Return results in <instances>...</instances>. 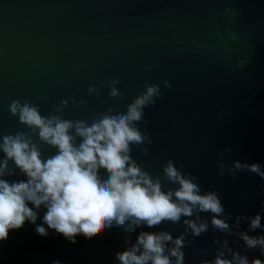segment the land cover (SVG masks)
Returning a JSON list of instances; mask_svg holds the SVG:
<instances>
[{
  "label": "water",
  "instance_id": "95a60500",
  "mask_svg": "<svg viewBox=\"0 0 264 264\" xmlns=\"http://www.w3.org/2000/svg\"><path fill=\"white\" fill-rule=\"evenodd\" d=\"M112 79L120 81L122 100L108 95L104 85ZM146 82L159 84L162 98L139 125L153 140L149 154L134 148V159L153 175L169 159L183 166L204 191L219 193L232 222L262 212L264 179L247 171L235 180L217 173L227 148L229 164L264 166V0H0V133L26 130L8 111L13 100H29L47 115L62 100L84 98L87 105L70 102L65 117L85 118L108 106L126 110ZM89 85L101 96L88 95ZM184 228L183 220L165 223L137 229L132 239L141 230L178 236ZM124 236L114 227L91 240L77 236L73 244L50 229L41 237L27 223L0 245V264H118ZM217 237L244 251L243 241L210 230L184 248L185 264L213 259ZM205 248L210 252L202 256ZM247 255L264 259L258 249Z\"/></svg>",
  "mask_w": 264,
  "mask_h": 264
},
{
  "label": "clouds",
  "instance_id": "9594fccd",
  "mask_svg": "<svg viewBox=\"0 0 264 264\" xmlns=\"http://www.w3.org/2000/svg\"><path fill=\"white\" fill-rule=\"evenodd\" d=\"M119 84V79H112L104 85L113 100L124 98ZM163 84L171 88L168 80ZM87 91L96 97L102 94L95 85ZM44 98L41 93L40 99ZM160 98V85L146 82L126 110L108 106L77 119L66 118L65 109L70 102L85 107L84 98L62 100L47 115L29 100L11 101L9 113L26 130L0 133V245L27 223L41 237H47L50 229L73 244L77 236L91 240L115 227L125 233V247L115 253L118 264H185L184 248L211 230L243 241L244 251L231 247L229 239L217 237L212 241L217 246L214 258L202 259L200 264H264V259L247 255L258 249L264 256V210L251 216L238 214L232 222L219 193L204 191L199 178L184 172L183 166L169 159L161 174L153 175L134 159V148L149 154L146 145L153 140L139 125L147 124L145 110L155 107ZM46 148L55 151L46 154ZM231 152L227 148L219 154L218 176L227 172L235 180L238 173L247 171L264 179L260 163L225 161ZM18 174L24 178L9 179ZM165 183L170 185L167 189ZM203 213L210 214V221ZM181 220L185 228L178 236L167 230H141L132 239L137 229ZM242 221H247V230H241ZM257 230L260 234H252ZM209 252L205 248L201 255Z\"/></svg>",
  "mask_w": 264,
  "mask_h": 264
}]
</instances>
